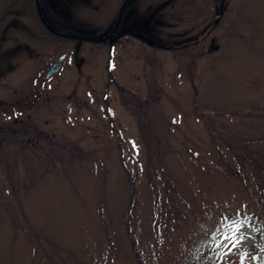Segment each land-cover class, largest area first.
Here are the masks:
<instances>
[{
  "label": "rangeland",
  "instance_id": "1",
  "mask_svg": "<svg viewBox=\"0 0 264 264\" xmlns=\"http://www.w3.org/2000/svg\"><path fill=\"white\" fill-rule=\"evenodd\" d=\"M78 2L58 3V22H80L92 3ZM216 4L181 25L149 21L145 46L70 41L47 103L26 111L48 138L26 141L0 110V264H185L224 217L256 212L228 167L264 153V0ZM50 58L34 46L18 80ZM238 235L231 251L204 247V264L257 249L247 222Z\"/></svg>",
  "mask_w": 264,
  "mask_h": 264
},
{
  "label": "flooded vegetation",
  "instance_id": "2",
  "mask_svg": "<svg viewBox=\"0 0 264 264\" xmlns=\"http://www.w3.org/2000/svg\"><path fill=\"white\" fill-rule=\"evenodd\" d=\"M78 1L37 0L43 21L38 15L36 0L31 2L24 0L17 8L13 9V5L0 16V57L9 54L7 58L0 60V95L4 96L6 89L11 92V98H0V110L12 115L10 123L18 125L14 129L15 133L26 134V141L29 140L27 139L29 136L34 137V140L47 137L42 130L32 127L33 121L28 120L26 111L38 103H47L49 98L45 92L49 86L47 81L61 71L69 53L65 51V47H69L70 41L93 43L101 47L103 45L105 51L110 50L111 46L117 47L129 38L138 39L145 46L148 42L149 21L163 26L181 25L186 23L190 7L193 12L205 4V12L213 14L217 5V0H174V3L170 1L172 3L167 6L166 0H91V9L78 23L69 25L55 22L54 28L44 21L42 12L55 15L58 13V3L73 7L79 3ZM150 13L153 18L148 20ZM25 15L32 17L33 21L28 24L22 23L21 19ZM214 19L218 20L219 17ZM77 24L78 26H75ZM34 46L47 49L51 60H48L42 69H36L32 79L18 80L15 69L21 61L28 59ZM54 47L63 51L53 54ZM59 56H62L59 67L47 75L50 66ZM11 83L16 85L12 86ZM22 112L26 113L25 117H17V114L21 115ZM44 124H47V121H44ZM10 125L8 122L5 127ZM27 128L32 130L33 135H30Z\"/></svg>",
  "mask_w": 264,
  "mask_h": 264
},
{
  "label": "trees",
  "instance_id": "3",
  "mask_svg": "<svg viewBox=\"0 0 264 264\" xmlns=\"http://www.w3.org/2000/svg\"><path fill=\"white\" fill-rule=\"evenodd\" d=\"M23 1L24 0H19L12 8H17L18 5H20ZM42 13L44 21L55 28L56 25L54 24L59 20L57 18L58 13L51 15V19L49 18L50 14L47 15L45 12ZM30 19L33 21V18ZM242 146L245 147L246 144L243 143ZM246 149L247 148H245V150ZM239 159L244 164L246 170L242 171L238 168L228 167V173L241 183L245 192L254 202L256 207V212H243L240 215L248 217L247 223L254 230V238L257 246V249L255 250L250 248L248 251H243V255L240 257V262L243 261V264H264V153L258 151L244 152L240 155ZM130 190L132 195L134 192L132 187ZM131 195L129 201L127 202L125 217L121 220V223H126L125 232L127 235L129 234V223L127 221L131 217L132 208ZM213 233L214 232L211 231L207 233L201 243H199L200 247L194 249V253L190 256V259L185 264H204L205 260L201 257L204 247L209 246L210 242L213 247L216 244V241L212 239ZM130 240L132 251L139 254V252L135 249L133 238Z\"/></svg>",
  "mask_w": 264,
  "mask_h": 264
},
{
  "label": "snow or ice",
  "instance_id": "4",
  "mask_svg": "<svg viewBox=\"0 0 264 264\" xmlns=\"http://www.w3.org/2000/svg\"><path fill=\"white\" fill-rule=\"evenodd\" d=\"M247 220V216H241L239 213L231 218L224 217L223 220L217 224L216 232L212 234V239L216 241L215 247L221 248L223 246L231 251L232 247H235V242L232 240V237L236 236L237 239L242 238L238 234L241 232V229L244 228ZM217 233L219 235H217ZM229 245H231V247ZM213 251H215V249H213ZM225 255H227V253H225ZM241 264H243V261H241Z\"/></svg>",
  "mask_w": 264,
  "mask_h": 264
},
{
  "label": "water",
  "instance_id": "5",
  "mask_svg": "<svg viewBox=\"0 0 264 264\" xmlns=\"http://www.w3.org/2000/svg\"><path fill=\"white\" fill-rule=\"evenodd\" d=\"M17 0H0V15L2 13H4L7 9H9ZM36 7H37V11H38V15L41 18V14L39 11V7H38V2L36 0ZM215 21H213L214 23ZM213 26V25H212ZM9 56V54H4L0 57V60L7 58ZM62 59V56H59L55 62L50 66L49 70L47 71V75H49L51 72H54L57 70V68L59 67V63Z\"/></svg>",
  "mask_w": 264,
  "mask_h": 264
}]
</instances>
